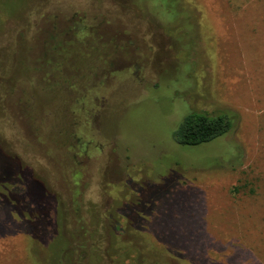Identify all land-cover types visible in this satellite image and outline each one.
<instances>
[{
	"label": "rangeland",
	"instance_id": "1",
	"mask_svg": "<svg viewBox=\"0 0 264 264\" xmlns=\"http://www.w3.org/2000/svg\"><path fill=\"white\" fill-rule=\"evenodd\" d=\"M191 1L0 0V264H264V29Z\"/></svg>",
	"mask_w": 264,
	"mask_h": 264
},
{
	"label": "crops",
	"instance_id": "2",
	"mask_svg": "<svg viewBox=\"0 0 264 264\" xmlns=\"http://www.w3.org/2000/svg\"><path fill=\"white\" fill-rule=\"evenodd\" d=\"M190 3L196 7L209 5L207 21L218 25L225 23L227 31L238 29L242 36L249 34L254 37L264 29V0H200L198 4L192 0ZM241 48L244 53V43ZM250 89L247 95L250 102L264 101V97L259 95L264 96V85L261 89Z\"/></svg>",
	"mask_w": 264,
	"mask_h": 264
},
{
	"label": "trees",
	"instance_id": "3",
	"mask_svg": "<svg viewBox=\"0 0 264 264\" xmlns=\"http://www.w3.org/2000/svg\"><path fill=\"white\" fill-rule=\"evenodd\" d=\"M232 127L233 123L227 116L211 118L193 113L175 130L173 138L180 146H198L225 135ZM0 154L4 153L0 150ZM237 190L235 187L233 193Z\"/></svg>",
	"mask_w": 264,
	"mask_h": 264
},
{
	"label": "flooded vegetation",
	"instance_id": "4",
	"mask_svg": "<svg viewBox=\"0 0 264 264\" xmlns=\"http://www.w3.org/2000/svg\"><path fill=\"white\" fill-rule=\"evenodd\" d=\"M75 18H73L72 20H73V22H75V20H74ZM76 21H78V22H80L81 23V21H80V19L79 20H76ZM74 26V25H73ZM69 31H70V29H69ZM59 33V30H58V28H56L55 27V29H54V34H58Z\"/></svg>",
	"mask_w": 264,
	"mask_h": 264
}]
</instances>
